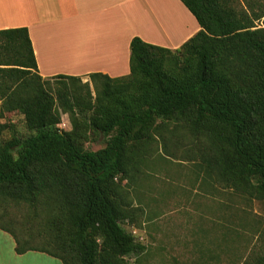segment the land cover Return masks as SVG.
<instances>
[{"label":"trees","instance_id":"16d2710c","mask_svg":"<svg viewBox=\"0 0 264 264\" xmlns=\"http://www.w3.org/2000/svg\"><path fill=\"white\" fill-rule=\"evenodd\" d=\"M181 1L200 29L176 49L135 36L130 73H91L94 91L80 77L39 75L27 27L0 30V78H17L0 82V202L30 214L28 228L12 218L0 228L18 254L131 264L147 249L123 223L140 225L145 211L127 194L155 156L196 155L203 182L264 201V0ZM16 111L29 133L6 138L2 119ZM90 133L105 146L87 148ZM243 264H264V245Z\"/></svg>","mask_w":264,"mask_h":264},{"label":"rangeland","instance_id":"374dc122","mask_svg":"<svg viewBox=\"0 0 264 264\" xmlns=\"http://www.w3.org/2000/svg\"><path fill=\"white\" fill-rule=\"evenodd\" d=\"M50 83L54 88L58 85L54 79ZM90 85L94 91L92 82ZM61 117L69 122L65 131H71L69 114L62 113ZM2 122L8 124L6 138L29 133L22 111L8 113ZM106 140L90 133L85 146L98 149L105 146ZM170 146L181 154L187 144ZM195 157L180 161L155 156L142 167L127 196L145 214L140 225L128 221L123 225L147 250L127 256V262L141 259V264H243L251 251L264 245V201L248 199L219 183L203 182V171L198 170ZM29 215L24 206L0 202L1 224L12 218L28 228Z\"/></svg>","mask_w":264,"mask_h":264},{"label":"crops","instance_id":"0c3cea01","mask_svg":"<svg viewBox=\"0 0 264 264\" xmlns=\"http://www.w3.org/2000/svg\"><path fill=\"white\" fill-rule=\"evenodd\" d=\"M18 27L29 30L39 75L83 82L91 73L128 75L135 36L176 49L200 29L181 0H0V30ZM15 245L0 228V264H63L41 251L18 254Z\"/></svg>","mask_w":264,"mask_h":264},{"label":"built area","instance_id":"2783aa9c","mask_svg":"<svg viewBox=\"0 0 264 264\" xmlns=\"http://www.w3.org/2000/svg\"><path fill=\"white\" fill-rule=\"evenodd\" d=\"M69 122L65 119V118H62V121H61V123L59 124V126H60V128H62L63 130H67V124H68ZM134 233L136 232V231H133Z\"/></svg>","mask_w":264,"mask_h":264}]
</instances>
